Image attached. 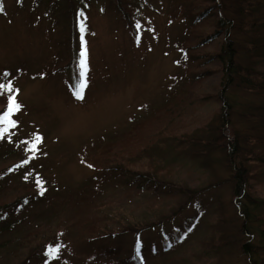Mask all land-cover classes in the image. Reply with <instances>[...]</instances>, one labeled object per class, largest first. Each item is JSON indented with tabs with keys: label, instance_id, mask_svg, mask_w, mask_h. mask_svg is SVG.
<instances>
[{
	"label": "rangeland",
	"instance_id": "1",
	"mask_svg": "<svg viewBox=\"0 0 264 264\" xmlns=\"http://www.w3.org/2000/svg\"><path fill=\"white\" fill-rule=\"evenodd\" d=\"M56 1L50 0L47 7L45 0H0V77L3 70L24 71L12 84L24 108L16 117V134L11 141L0 138V201L19 197L31 201L38 180V186L45 190L43 198L59 192L63 196L55 200L62 203H53L51 214L50 210L42 216L37 214L44 208L40 201L30 204L27 217L22 215L26 209L18 212L20 224L9 234L0 232V246L4 245L0 247V264H108L100 260L103 245L89 231L95 223L119 229L126 223L131 225L134 230L120 233L118 239L121 256L130 258L129 264H136L133 252H139L146 264H253V258L263 261L264 218L253 224L247 222L242 212L251 199L264 198V177L250 181L248 192L235 195L224 153L213 149L218 135L214 133L216 127L221 129L226 148L235 142L240 146V154L234 152L235 157L243 159L245 150L252 148L244 139L256 133L251 115L258 112L253 108L264 107V98L256 94L232 91L235 106L230 124L225 125L216 114L215 98L192 105L202 114L196 120L190 119V100L183 96L181 102L170 105L174 114L183 112V127L177 137L159 128V123L168 121L163 115L141 129L143 136L149 133L151 138L147 154L157 167L167 165L169 177L152 188L132 175L129 184L102 185L103 192L93 204L66 203L64 189H75L103 172L83 162L84 150L90 143L122 131L133 119L156 110L167 98L171 76L186 75L192 69L190 63H184L190 60L181 58L173 47L184 28L179 20L167 23L163 15L166 0H142L141 7L136 6L135 14L129 17V24L112 1L107 4L104 0H77L69 11L59 9L58 5L71 0ZM81 21L87 27L89 67L84 99L78 100L73 92L79 75ZM136 21L149 31L142 32L139 43L132 37ZM65 30L70 34L64 45ZM152 31L158 39L151 36ZM217 41L220 39L200 52L211 50ZM58 55L67 61L51 62ZM206 66L211 70L209 76L190 80L188 92L219 93L218 64L210 62ZM43 69L46 75H39ZM173 117L178 120L176 115ZM194 120L197 122L191 123ZM31 133L41 137L35 159L26 163L32 170L6 171L25 156L20 139ZM149 157L137 156L134 160L144 165ZM249 209L256 218L264 215L259 206L255 213L253 207ZM162 220L166 223L162 228L141 229L146 222L156 224ZM243 225L249 228L247 233L240 228ZM137 231L141 234L134 245ZM245 243L251 254L244 253ZM50 245L59 246L60 256L54 262H48L44 254Z\"/></svg>",
	"mask_w": 264,
	"mask_h": 264
},
{
	"label": "trees",
	"instance_id": "2",
	"mask_svg": "<svg viewBox=\"0 0 264 264\" xmlns=\"http://www.w3.org/2000/svg\"><path fill=\"white\" fill-rule=\"evenodd\" d=\"M74 1L78 2L77 0H71V3H66L64 5L59 4V9L69 11L74 7ZM104 1L107 4L112 1L120 10V16H122L123 20L128 24L131 23L129 17L135 14L136 6L139 5L141 7L144 2L138 0L137 4L132 2V0ZM55 2L57 1L55 0ZM50 3V0H45V6L48 7ZM165 4L163 15H165L167 23L172 24L174 21L179 20L183 24V32L178 39L173 42V47L180 53L181 58L185 57L188 61L190 60L184 63L186 65L190 63L189 68L192 69V72L186 73V75L180 73L171 76L170 91L167 98L156 110H154L155 108L152 112L148 110L147 115L133 119L124 130L113 132L90 143L84 150L83 162L93 170H101L103 172L102 174H97L84 180L75 189H64L67 198L66 203L68 205L78 206L83 204L87 206L88 204H93L97 196L103 192L101 189L102 185L109 182L129 184L128 182L132 178V175H136L140 183L148 187L151 186L152 188L154 186V188H156L157 184L162 182L165 177H169L167 165L162 168L157 167L156 162L151 159L152 156L149 153L147 154L146 146L151 142V138L149 133L147 136H143L141 129L151 120L153 121L158 118L160 120L163 115V117L166 118L165 120L168 119V121H166L165 124L159 123V128L162 129L163 132L168 131L170 135L177 137L178 135H176V133L179 128L183 127L181 119L183 112L181 114H174L170 105L173 106L175 101L181 102L183 96L188 97L190 100L188 104L190 109L188 111L191 112L190 119L196 120L202 117V114L200 111L196 112V110L192 109V105L196 102L201 105L207 99L215 98V101L218 102L216 114L219 119L224 120L222 123L223 125L227 123L230 124V118L233 114L235 102L231 97L232 91L237 90L244 93L256 94L260 98H264V0H166ZM41 14L43 15L44 12ZM41 14H39V16ZM134 26L136 27L135 29L133 28L135 31L132 37L136 43H139L143 35L142 32L149 31L147 26H142L138 21L135 22ZM69 34V30L64 31L63 44L66 42ZM151 36H153L154 39L159 38L154 31H152ZM219 39L220 41H217L211 50L200 52L202 48L211 45L213 41ZM66 61L67 58H62L61 55H58L55 56L51 62L64 63ZM210 62H217L218 71L221 74L219 93L213 95H195L191 91L188 92L186 88L191 86V83H189L190 80L199 81L198 78L200 76H209L211 70L208 69L206 65ZM48 69L50 70V65ZM44 70L45 69H43V72H40L39 75H41V73H45L46 75L47 71ZM5 73H7V76L4 75ZM23 73L24 71L22 70H3L0 83L7 84L11 81L13 84V82L22 77L21 75ZM0 104H2V109L0 110V113H2L7 104L6 95L0 96ZM145 108H147V106H145ZM253 110L258 112L254 116L251 115L252 119L256 122V133L244 139L249 141L248 144H250L252 148L249 150L247 148L245 150L243 159L239 158V156H234V152H236L237 155L240 154V146L238 143L235 142L232 144L233 146H228L229 148H226V143H224L220 133L221 129L216 127L214 130V133L216 134L218 132V135L217 139H215L216 145L213 149H220L224 153L226 163L231 168L230 180L233 183L235 195H240L242 192L244 193V191L248 192L247 185L250 181L253 182L255 179L264 177V107H255ZM19 113L20 111L12 117V119L16 121V126L9 127L6 132H3V138L7 137V139L11 141V137L16 134V130L14 129L19 125L16 119ZM174 115L178 117V120L173 117ZM228 115L230 117H228ZM196 120L191 123L197 122ZM3 127H6V125H0V128ZM37 136L40 138L41 142L40 134L38 135L37 133H31L20 139L24 145L26 154L19 161L18 165L16 163L11 164L6 171L9 170L10 172L14 168L24 169L22 171L32 170V166H27L24 161L28 163V161L35 159L40 142L36 144L35 150H32V145ZM14 140L13 142H16ZM143 155L150 156L144 165L134 160V157H141ZM14 165H17V167ZM6 177L7 176L4 175V178ZM36 182L34 189L36 187L38 189L36 193L31 195V201L27 197H19L9 202L0 201L1 233L9 234L17 227L21 221V218L18 217V212L23 213L22 210L26 209L22 215L27 217V212L29 207H31L30 204H38L40 201L41 207L45 209L42 208V211L37 214L42 216L47 210H50V214L54 212L55 205H53V203L56 205L62 203V201H55L58 197L63 198L61 192H59L60 194L54 193L47 198H43L45 190L43 188V192L38 186L40 180ZM249 204L247 210L241 211L244 216L246 215L244 218H246L247 222H253L254 224L257 221L256 219L262 221L261 219L264 218V215L256 218V214L251 215L249 213V208L253 207L255 209L253 213L257 212L256 208H258V206L264 211V198L262 199L256 196L254 200L251 199ZM144 224L142 225L144 227L141 228L142 230L150 227L162 228L166 223L162 220L156 224L150 222ZM127 225V223L124 224L121 229H119V227L117 228V226H110L108 224L99 226L97 223H95V226L92 225V228L89 227L93 239L99 240V243L103 245L101 247L103 251L100 256L103 259H97L103 260L108 264H129L130 258L121 256L120 243L118 242L119 236L122 233L131 230V225ZM240 228H243L246 233L249 231V228L245 229V225L240 226ZM262 230V236H264V224L262 225ZM140 234L141 231L135 232L134 245ZM0 247H4V245ZM248 247L250 246L245 243L242 248L244 253L251 254V250ZM49 248L53 247L50 245ZM45 253L46 251H44V254ZM133 255L136 258V264H146L144 257H142L140 253L137 255L133 252ZM58 256H60L59 252L55 254V258L45 254L48 262H54L57 260ZM249 259L251 260V257ZM251 261L253 264H264V260L262 261L260 258H258V260L253 258ZM158 264H162V262Z\"/></svg>",
	"mask_w": 264,
	"mask_h": 264
},
{
	"label": "snow or ice",
	"instance_id": "3",
	"mask_svg": "<svg viewBox=\"0 0 264 264\" xmlns=\"http://www.w3.org/2000/svg\"><path fill=\"white\" fill-rule=\"evenodd\" d=\"M82 15V14H81ZM80 54L78 60V83L75 85L73 95L76 99H84L85 89L88 86V49L87 42L85 39V32L87 31L83 21L80 22ZM7 76V73L4 74ZM6 95L7 104L5 110L0 113V125H6V127L0 128V138H3V132H6L9 127H15L16 121L12 117L22 109V105L18 101V90L14 89L11 81L7 84L0 83V96ZM40 142V138L37 136L35 142L32 145V150H35L36 144ZM27 163V161H24ZM43 191V189H42ZM171 247V245H169ZM59 252V246L49 248L46 251V255H51L55 258V254ZM139 255V252H137Z\"/></svg>",
	"mask_w": 264,
	"mask_h": 264
}]
</instances>
